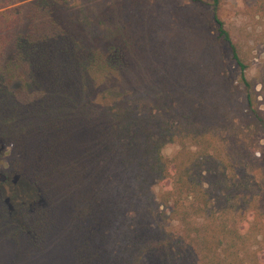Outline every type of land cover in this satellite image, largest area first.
Wrapping results in <instances>:
<instances>
[{
    "label": "trees",
    "instance_id": "trees-1",
    "mask_svg": "<svg viewBox=\"0 0 264 264\" xmlns=\"http://www.w3.org/2000/svg\"><path fill=\"white\" fill-rule=\"evenodd\" d=\"M221 2L237 78L190 37L134 83L155 70L140 0H0V158L37 192L15 215L0 182V264H264V82Z\"/></svg>",
    "mask_w": 264,
    "mask_h": 264
},
{
    "label": "rangeland",
    "instance_id": "rangeland-1",
    "mask_svg": "<svg viewBox=\"0 0 264 264\" xmlns=\"http://www.w3.org/2000/svg\"><path fill=\"white\" fill-rule=\"evenodd\" d=\"M212 2L213 0H140L138 8L135 7L137 14L132 16L135 21L131 25L133 29L144 35L142 36L144 41L149 40V44L147 41L146 44L151 46L154 52L150 54H153L151 61L155 70L141 69V64H137V71L127 76L130 81L147 83L158 79L164 67L168 65L164 59L168 55L165 57L161 55L163 53L160 46L181 47L187 45L190 37H192L190 46L210 49L206 56L209 55L211 59H216L219 54H222L228 75L232 79L237 78V66L231 59L228 45H221V51L216 47L219 46L217 44L218 25L214 20ZM256 2L257 0H222L217 13L223 20L225 28L231 31L233 39L248 50L250 63L248 76L258 81L257 89H260L261 82H264V11L257 9ZM180 43L181 46H178ZM160 62L163 64L160 65ZM203 62L204 60L200 58L197 66L204 64ZM159 67L161 69H157ZM177 149L176 144H171L164 149V153L171 156ZM254 154L256 162L263 165V140L256 146ZM7 162L8 157L3 155L0 158V182L5 201L11 211L18 215L20 205L22 203L30 205L37 192L20 175L10 172L7 177L4 174ZM260 228L256 246L264 262V226L260 225ZM1 235L0 233V239ZM13 253L14 250L7 240H0V256L9 257ZM54 257L58 260L65 259L64 256H57L55 253Z\"/></svg>",
    "mask_w": 264,
    "mask_h": 264
}]
</instances>
